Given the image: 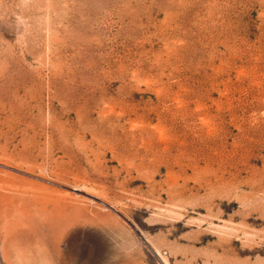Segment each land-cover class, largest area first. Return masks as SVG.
<instances>
[{
    "label": "rangeland",
    "instance_id": "obj_1",
    "mask_svg": "<svg viewBox=\"0 0 264 264\" xmlns=\"http://www.w3.org/2000/svg\"><path fill=\"white\" fill-rule=\"evenodd\" d=\"M0 264H264V0H0Z\"/></svg>",
    "mask_w": 264,
    "mask_h": 264
},
{
    "label": "bare ground",
    "instance_id": "obj_2",
    "mask_svg": "<svg viewBox=\"0 0 264 264\" xmlns=\"http://www.w3.org/2000/svg\"><path fill=\"white\" fill-rule=\"evenodd\" d=\"M110 207V206H109ZM111 209H113L112 207H110ZM114 210V209H113Z\"/></svg>",
    "mask_w": 264,
    "mask_h": 264
}]
</instances>
